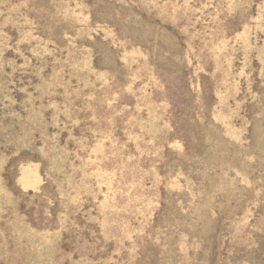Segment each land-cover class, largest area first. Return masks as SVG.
Returning <instances> with one entry per match:
<instances>
[{"label":"rangeland","instance_id":"374dc122","mask_svg":"<svg viewBox=\"0 0 264 264\" xmlns=\"http://www.w3.org/2000/svg\"><path fill=\"white\" fill-rule=\"evenodd\" d=\"M0 264H264V0H0Z\"/></svg>","mask_w":264,"mask_h":264}]
</instances>
